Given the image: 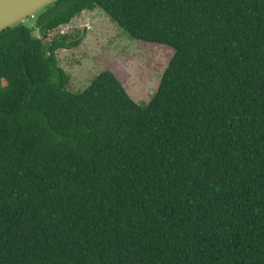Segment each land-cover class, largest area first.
I'll use <instances>...</instances> for the list:
<instances>
[{
    "label": "trees",
    "instance_id": "obj_1",
    "mask_svg": "<svg viewBox=\"0 0 264 264\" xmlns=\"http://www.w3.org/2000/svg\"><path fill=\"white\" fill-rule=\"evenodd\" d=\"M96 8L173 50L148 102L110 70L66 89L57 51L82 37H47ZM28 18L0 31V264H264V0Z\"/></svg>",
    "mask_w": 264,
    "mask_h": 264
},
{
    "label": "rangeland",
    "instance_id": "obj_2",
    "mask_svg": "<svg viewBox=\"0 0 264 264\" xmlns=\"http://www.w3.org/2000/svg\"><path fill=\"white\" fill-rule=\"evenodd\" d=\"M24 22L32 25L33 20ZM33 33L39 35L36 29ZM59 33L82 37L78 46L57 51L58 63L69 76L66 89L74 93L82 91L99 72L110 70L131 98L148 102L173 54L167 45L130 37L99 8L81 11L51 31L47 40Z\"/></svg>",
    "mask_w": 264,
    "mask_h": 264
},
{
    "label": "water",
    "instance_id": "obj_3",
    "mask_svg": "<svg viewBox=\"0 0 264 264\" xmlns=\"http://www.w3.org/2000/svg\"><path fill=\"white\" fill-rule=\"evenodd\" d=\"M54 0H0V31L24 22Z\"/></svg>",
    "mask_w": 264,
    "mask_h": 264
}]
</instances>
